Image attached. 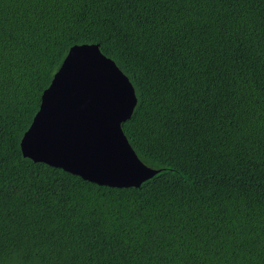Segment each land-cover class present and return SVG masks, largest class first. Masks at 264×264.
I'll return each instance as SVG.
<instances>
[{"label": "trees", "instance_id": "obj_1", "mask_svg": "<svg viewBox=\"0 0 264 264\" xmlns=\"http://www.w3.org/2000/svg\"><path fill=\"white\" fill-rule=\"evenodd\" d=\"M80 44L134 87L139 187L21 153ZM0 264H264V0H0Z\"/></svg>", "mask_w": 264, "mask_h": 264}, {"label": "water", "instance_id": "obj_2", "mask_svg": "<svg viewBox=\"0 0 264 264\" xmlns=\"http://www.w3.org/2000/svg\"><path fill=\"white\" fill-rule=\"evenodd\" d=\"M136 102L128 77L97 44L73 45L41 94L21 153L98 185L139 187L159 170L138 158L122 131Z\"/></svg>", "mask_w": 264, "mask_h": 264}]
</instances>
